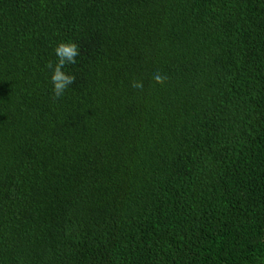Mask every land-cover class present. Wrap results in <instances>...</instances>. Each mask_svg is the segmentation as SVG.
Segmentation results:
<instances>
[{"label":"trees","instance_id":"1","mask_svg":"<svg viewBox=\"0 0 264 264\" xmlns=\"http://www.w3.org/2000/svg\"><path fill=\"white\" fill-rule=\"evenodd\" d=\"M0 264H264V0H0Z\"/></svg>","mask_w":264,"mask_h":264},{"label":"clouds","instance_id":"2","mask_svg":"<svg viewBox=\"0 0 264 264\" xmlns=\"http://www.w3.org/2000/svg\"><path fill=\"white\" fill-rule=\"evenodd\" d=\"M54 54L57 57L56 62L54 64L49 62L47 67L51 71L50 81L53 95L59 98L75 82V75L65 71V67L77 62L76 58L80 55V51L75 42L67 41L59 43L54 49ZM165 79L166 77L159 74L155 76L157 83H163ZM136 87L142 90L141 85H136Z\"/></svg>","mask_w":264,"mask_h":264}]
</instances>
